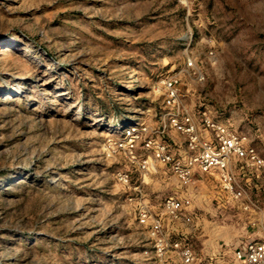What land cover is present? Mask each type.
<instances>
[{
    "label": "rangeland",
    "instance_id": "rangeland-1",
    "mask_svg": "<svg viewBox=\"0 0 264 264\" xmlns=\"http://www.w3.org/2000/svg\"><path fill=\"white\" fill-rule=\"evenodd\" d=\"M0 40V264H184L185 245L234 264L264 178L232 159L239 199L216 174L180 186L147 141L186 154L163 125L176 74L194 119L208 105L264 158V0H0Z\"/></svg>",
    "mask_w": 264,
    "mask_h": 264
},
{
    "label": "built area",
    "instance_id": "built-area-1",
    "mask_svg": "<svg viewBox=\"0 0 264 264\" xmlns=\"http://www.w3.org/2000/svg\"><path fill=\"white\" fill-rule=\"evenodd\" d=\"M187 66L194 69L195 64L188 59ZM197 78L202 80L204 76L200 73ZM179 80L180 77L176 74H170L162 79L163 93L166 94L168 104L167 120L163 125L170 126L182 134L186 144V154L184 157L175 156L168 150L169 144L163 140L149 138L147 146L152 148L156 160L168 166L180 186L187 187L193 183L197 173L216 174L221 190L232 198L239 199L240 192L235 185L236 175L231 169L232 159H238L248 172H254L264 178V158L248 144L245 135L238 134L229 123L219 119L208 105H204L199 110V121L194 119L184 104L177 100L181 95ZM135 130L133 127L127 128L125 132L132 134ZM143 163L145 164L146 160ZM124 176L127 177V174ZM190 203L189 197L171 195L165 198L163 207L165 213L173 220L189 222L192 220L188 211ZM249 206V203L242 204L245 209ZM147 217L150 216L145 212L142 213L141 222H145ZM150 222L154 232L161 230L160 217H151ZM251 224H258L261 227L254 232V235L237 244L233 250V259L246 264H264V224L259 219H253ZM178 244L180 243H175ZM180 256L184 264H191L194 260V253L189 245L182 248Z\"/></svg>",
    "mask_w": 264,
    "mask_h": 264
},
{
    "label": "crops",
    "instance_id": "crops-1",
    "mask_svg": "<svg viewBox=\"0 0 264 264\" xmlns=\"http://www.w3.org/2000/svg\"><path fill=\"white\" fill-rule=\"evenodd\" d=\"M242 241H243V240H240L238 243H241ZM238 243H237V244H238ZM237 244H236V246H237ZM236 246H235V247H236ZM235 247H234V248H235ZM232 262H233L234 264H246L245 262H242V261L236 262V261L233 259V250H232Z\"/></svg>",
    "mask_w": 264,
    "mask_h": 264
},
{
    "label": "bare ground",
    "instance_id": "bare-ground-1",
    "mask_svg": "<svg viewBox=\"0 0 264 264\" xmlns=\"http://www.w3.org/2000/svg\"><path fill=\"white\" fill-rule=\"evenodd\" d=\"M1 41V40H0Z\"/></svg>",
    "mask_w": 264,
    "mask_h": 264
}]
</instances>
